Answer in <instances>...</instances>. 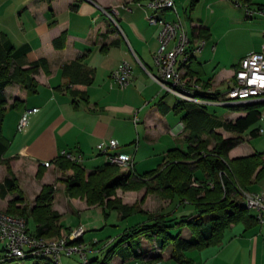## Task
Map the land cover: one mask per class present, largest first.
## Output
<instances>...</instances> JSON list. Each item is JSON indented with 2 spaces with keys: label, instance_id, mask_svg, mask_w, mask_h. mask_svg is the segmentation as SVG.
<instances>
[{
  "label": "crops",
  "instance_id": "obj_1",
  "mask_svg": "<svg viewBox=\"0 0 264 264\" xmlns=\"http://www.w3.org/2000/svg\"><path fill=\"white\" fill-rule=\"evenodd\" d=\"M8 1L10 0H3L0 3V25L2 26L0 31L5 32L15 46L18 60L23 68H31L30 63L34 60L40 61L39 72L34 75L35 90L29 91L20 82H12L6 88L7 113L3 124V135L8 144V150L5 158L10 162L11 172L19 179L20 187L24 181L29 179L33 181L32 177L35 175L40 182L36 188L37 196L43 184L53 183L60 170L56 161L63 156L64 151L81 153L83 155L82 165L87 174L92 172L98 166L108 162L107 157L100 154L97 149L98 143L103 140L116 139L120 144L119 150L124 152H128L124 146L134 142V151L129 153L135 156V170L138 175L158 168L165 161L170 149L175 147L186 149V138L191 133L190 128H185L182 112L177 113L172 109L179 100L178 97L170 94L176 98L173 105L166 98H162L153 107H149L150 103L155 101L153 99H159L165 91L150 75L152 73L158 76L154 54L159 47L160 27L150 23L147 19V15L153 11L147 4V0L141 5L133 0H18L17 3L14 1L15 10L21 9L19 15L22 16L19 20L21 33L18 34L10 30L7 24L8 19L5 14ZM174 1L178 15L184 22L192 40V46L201 39L206 41L201 51L194 55L188 67V73L198 78L204 85L208 83L213 91L219 90L223 93L233 81L240 61L251 51L261 49L264 21L250 45L242 49L230 64H224L217 75L213 74L205 78L208 60L201 63L198 57L210 45L211 30L202 20L199 22L191 20V26L188 27L185 18L189 9L184 7L188 2L186 0ZM249 3L250 7L254 4V7H264V4H256L255 0ZM112 6L119 8L117 19L121 29H116L104 11ZM179 7L183 8V13ZM241 7L246 10L244 6ZM246 14L253 16V14ZM159 15L168 21L178 19V15L171 9H165L159 12ZM257 15L262 16L258 13ZM59 37L61 40L58 44L61 46H57L56 43ZM29 50H31L30 54L24 55ZM215 51L213 55L216 54ZM123 61H128L133 67L131 82L126 87H121L112 77L113 70ZM68 65L65 72L64 69ZM220 65L218 64L213 73ZM165 94L169 93L165 92ZM29 108H38V111L31 113L25 127L19 130L20 119ZM10 114H12L11 117H9ZM244 115H246L245 112L234 110L225 116L218 115L216 111H207L205 133L209 134L210 131L215 130L224 137L235 136V133L225 130L218 123L226 119L236 120ZM255 127L259 129L258 136L264 135V115L261 114V119ZM140 132L145 134V140H141ZM128 133L131 138L126 137ZM135 134L136 138H134ZM167 138L174 143V147L167 148L169 146ZM179 138L183 142H178ZM244 141L229 152L230 158L246 157L262 153L264 150H254L253 147L245 145ZM153 157H161L162 161L155 162L157 167L141 173L137 168L138 165L144 169ZM47 160L52 162L51 166L42 167L41 162ZM85 163L88 166H85ZM4 166L6 172L2 176L3 180L9 174L7 166ZM263 167V164L259 165L250 177L248 189L252 192L264 194V172L260 174ZM39 169L44 173L41 179L37 177ZM133 192L130 191V193ZM153 194L155 193L147 194L144 201L146 202ZM140 201L142 204L139 203L135 213L146 214L147 219L143 221L148 220L149 214H165L171 218H178L193 210L189 204L179 203L177 207L166 208L160 205V208L150 210L144 206V201V203L141 199ZM62 202L66 203L64 206L67 211L79 214L78 226L83 224L86 227L84 239L88 231L104 230L109 226L107 217H105V205H90L85 199L71 197L65 192L64 197L59 195L58 198L57 196L54 198L53 207L60 213L59 206ZM123 203L133 204L129 201ZM84 210L92 211L93 214L88 212L83 216ZM106 211L109 212L108 209ZM128 218L121 219L118 212L116 220L123 221ZM59 224H61L60 221ZM61 225L63 226L61 234L73 230L71 225ZM258 225L260 224L247 227L244 222L232 224L224 232L219 244L188 250L185 256L192 261L191 264H196L199 257L205 262L208 261L203 264H209L213 258L219 261L223 252L228 250L226 254L228 259L238 262L239 253L233 257L231 252L241 245V241L246 242L253 237L257 241L258 237L248 238L247 233ZM111 226L118 227L119 224L113 223ZM172 230L185 238L192 235L188 226L174 227ZM123 231H117L116 239L115 237L110 238L103 246H98L95 242H100V240H97V236L94 237L93 242L89 244L92 258L102 256V253L119 239ZM227 232L230 235H227ZM139 238L117 247V252L110 264H181L173 258V245L162 248L153 235ZM110 242L112 243L109 244ZM139 242H142V245ZM106 245L108 246L101 250ZM43 259L44 264L50 263L48 258ZM247 264H256V259L251 261L247 259Z\"/></svg>",
  "mask_w": 264,
  "mask_h": 264
},
{
  "label": "trees",
  "instance_id": "obj_2",
  "mask_svg": "<svg viewBox=\"0 0 264 264\" xmlns=\"http://www.w3.org/2000/svg\"><path fill=\"white\" fill-rule=\"evenodd\" d=\"M133 1L142 3L145 0ZM198 1L191 0V9ZM249 1L251 0H241L243 4L250 5ZM60 40V37L56 39L57 46H61L58 44ZM30 52L31 50L26 51L24 55L27 56ZM30 64L31 68H23L18 60L15 46L8 35L0 31V164L6 165L9 170V174L0 182V197L3 199L9 193L21 190L18 178L11 172L10 162L5 158L8 150V144L3 135V124L7 113L6 88L12 82H20L29 91L35 90L34 75L39 72L40 61L34 60ZM68 67L69 65L65 67V72ZM204 87L209 88L208 83ZM198 95L219 100L222 92L201 91ZM194 104L179 99L172 107L177 113L185 111L182 120L185 128H190L191 131L186 138V149L179 147L170 149L165 161L158 168L147 173L139 175L131 171L120 173L118 165L107 162L87 174L82 163L71 161L65 156L57 159L56 164L59 169L75 170L74 175L67 182L69 196L85 197L90 205L106 202L105 208L109 211H118L121 219L130 217L137 209L135 205L125 204L122 201L116 202L118 188L126 190L146 188V193H158L172 201L178 199L179 204H189L193 208L188 214L178 218H171L165 214H149L147 221L125 229L117 242L106 250L104 257L88 259L87 256L86 264H110L117 252V247L141 236L149 235L155 236L156 242L162 248L173 245L172 254L175 261L191 264L192 261L185 256L186 251L219 244L224 232L232 224L244 222L247 227L258 224L255 215L246 208L239 188L249 190L250 177L259 165H264L261 153L232 159L229 157V152L244 141L242 133L248 132L247 135L251 137L259 135V129L255 125L261 119L264 102L230 106L232 110L245 112L246 115L236 120L226 119L218 123L225 130L236 134L229 137H224L215 130L206 134L204 125L207 120V110L205 105L196 107ZM211 143H214V146L209 149ZM262 172L264 167L260 174ZM43 174L39 169L37 177L41 179ZM54 192L53 185L44 184L32 206H21L18 204L21 198H13L5 211L25 217L27 223L29 218L33 217L36 228L31 233L45 238H57L61 235L63 226L59 224L61 213L53 207ZM106 209L105 217L108 216ZM185 226L192 231L189 238L182 237L180 233L171 232L174 227ZM80 240L86 243L84 235ZM28 258L40 259L41 257L25 259ZM49 264L53 263L50 261Z\"/></svg>",
  "mask_w": 264,
  "mask_h": 264
},
{
  "label": "built area",
  "instance_id": "obj_3",
  "mask_svg": "<svg viewBox=\"0 0 264 264\" xmlns=\"http://www.w3.org/2000/svg\"><path fill=\"white\" fill-rule=\"evenodd\" d=\"M233 1L244 6L249 14L258 13L264 16V7L252 9L249 4H243L241 0ZM147 4L153 9L147 15L148 21L160 27L158 33L159 47L154 54L158 76L152 73L150 75L160 84L162 90L175 95L180 100L200 105L221 104L232 106L242 103L264 102V31L261 49L251 51L240 61L234 79L227 90L222 93L219 100H211L198 94L201 91L214 92L213 89L205 88L198 78L188 73V67L194 55L201 51L206 41L201 39L196 45L192 46V40L188 35L184 22L178 15L174 0H148ZM165 9L173 10L178 15V19L174 21L164 19L159 15V12ZM104 11L113 25L121 29L117 19L119 8L112 6L109 10L105 9ZM132 73L131 63L123 61L113 70L112 77L121 87H126L131 82ZM36 111H38V108L26 110L20 119L19 130L25 127L29 115ZM262 115H264V108L262 109ZM119 148L120 144L113 138L103 140L97 145L99 153L105 155L109 163L121 166L126 171L136 174L134 154L121 151ZM63 156L74 162H83L81 153L75 154L64 151ZM261 158L264 161V150L261 153ZM51 164L52 162L49 160L41 162V165L45 167H49ZM239 191L246 208L254 213L257 223L264 225V194L242 188H239ZM85 232L86 227L81 224L68 235L45 238L30 232L25 217L0 209V253H3L0 259L11 262L27 257H41L50 259L53 264H62L64 254L78 253L86 262L88 246L80 240Z\"/></svg>",
  "mask_w": 264,
  "mask_h": 264
},
{
  "label": "rangeland",
  "instance_id": "obj_4",
  "mask_svg": "<svg viewBox=\"0 0 264 264\" xmlns=\"http://www.w3.org/2000/svg\"><path fill=\"white\" fill-rule=\"evenodd\" d=\"M14 1L17 3L18 0H10L6 4L7 13L6 18L8 19L7 24L10 28V30H13L16 34L21 33V27L19 20L22 16H20V11L15 10L16 3L14 4ZM3 2V0H0V3ZM187 5L184 7H188V13L186 15V21L188 27L191 26V20L192 22H199L203 21L205 26L208 27L211 30L212 33V39L210 41V45H208L204 51L199 55V61L201 63H204L208 60V64L206 66V75L205 78H208L210 75L216 74L219 71L221 67H223L224 64L228 65L230 64L231 60L245 47L250 45L252 40L257 36V31L260 30L262 21H264V18L262 16H259L257 14H253V16H248L246 13L247 11L241 7L240 5L236 4L233 0H200L196 3L193 9H191V0H186ZM256 4H264V0H255ZM252 6V5H251ZM255 4L251 8H258V6L254 7ZM180 10L183 13V8L179 7ZM190 16V18H189ZM235 20H233V19ZM26 20V19H25ZM24 20V21H25ZM0 28L2 26L0 25ZM117 29V28H116ZM214 47V49H213ZM216 49V51H215ZM215 51V55H213ZM218 64H221L220 67L214 72ZM227 90V88H226ZM225 90V91H226ZM223 91V92H225ZM173 95V94H172ZM170 94L166 95L165 92L162 93V95L159 97V99H153L155 101H152L149 105V107H153L157 102L162 100V98H166L169 100L170 104L173 105L176 102V98ZM196 107H201L200 104H194ZM189 108V107H188ZM205 109L208 112H214L218 115L225 116L227 113H230L232 109L227 106L223 105H216V104H208L205 105ZM185 112V111H184ZM182 112V114H184ZM12 114H10L9 117H11ZM15 117V116H14ZM142 117V115H141ZM131 133V132H130ZM130 133L127 134V138H131ZM141 134V140H145V134L140 132ZM248 132L242 133V136L245 138V145H249L250 147H253L254 150H262L264 149V135H260L255 138L247 137ZM223 135V134H222ZM224 136V135H223ZM136 138V134L135 137ZM168 139V138H167ZM169 146L167 148L174 147V143L169 140ZM178 142H183L181 138L178 139ZM134 142L130 143L128 145H125L124 148L128 152L134 151ZM214 146V143H211L209 146V149H211ZM161 152L160 150H158ZM161 162V157L151 159L148 163V165L144 166V169H141L138 165V170L143 173V171L149 170L150 168L157 167L155 165V162ZM85 166H88V164L85 163ZM90 168V167H88ZM120 173L125 172L126 170L119 166ZM146 168V169H145ZM6 172V168L4 164H0V181H3L2 176ZM75 170L68 169V170H59V173L56 174V177L53 180V183L51 185L54 186L55 192H54V198L59 195L62 197L65 196V192H67V182L69 178L74 175ZM19 180V179H18ZM32 180L29 179L28 181H24L20 188H22L20 191H15L14 193L11 192L8 194L6 198L0 197V209L7 210V206L9 204V201L13 198H21V202L18 203L19 205L23 206H32L33 199L36 196V188L37 185H39V180L33 175ZM47 184V183H46ZM44 185V184H43ZM42 185V187H43ZM42 190V189H41ZM141 190V191H140ZM140 190H126L122 188H118L116 190V202H124L129 201L130 204L135 205L136 207L145 200L147 194L146 188L140 189ZM130 191H134L133 193H130ZM60 193V194H59ZM68 194V193H67ZM145 194V195H144ZM158 193H155L150 196V198L144 203V206L152 209H158L160 208V205H164L166 208H172L173 206L177 207L179 200L176 199V201H171L162 197L160 194L158 196L156 195ZM144 195V196H142ZM81 199H85V197H77ZM87 201V200H86ZM175 203V204H174ZM63 204V205H62ZM66 203H61L59 206L61 210V217H60V223L64 226L71 225L72 229H75L78 227L79 222V214L72 213L70 211H67V208L64 206ZM105 204H92V205H105ZM142 204V203H141ZM140 204V205H141ZM192 208V207H191ZM110 210L107 216V221L109 222V226H107L106 229H98V230H90L87 232L85 240L88 244V249L90 251V243L93 242V238L97 236V240H100V242H97L98 246L105 245V242L109 240L112 237L116 236V232L123 231L126 227H132L138 223H141L144 219H147V215L143 214L142 212H138L130 216L128 219L120 221L116 220L118 217V212L115 210ZM88 212L84 210L82 212L83 216H85ZM101 214V213H100ZM99 214V216H100ZM81 216V217H83ZM119 224L118 227L111 226L112 224ZM100 224V221H99ZM28 228L30 232H34L36 225L34 222V218H29ZM173 234H177V231L172 230ZM70 232L61 234L59 237L63 235H68ZM227 235H230L229 232H227ZM248 238L256 236L258 239L255 241V237H253L250 240H247L246 242L241 241V245L237 246V248H234L232 253V256L234 257L237 253L239 255L237 256L238 262L235 260L228 259L226 254H228V250L223 252L222 257H220L219 261H216V258H213L210 260L209 264L216 263V264H247V259L252 260L256 259V264H264V225H258L253 229L252 231H249ZM116 239V237H115ZM140 241V238H139ZM240 241V240H239ZM113 242V241H112ZM110 242L109 244H111ZM117 242V240L111 244L114 245ZM142 245V242H139ZM246 243L245 245H242ZM108 244V245H109ZM108 245L104 246L101 250L106 248ZM234 247V246H233ZM241 250H237L240 249ZM229 249V248H228ZM230 250V249H229ZM88 251L87 256L88 259L92 258L91 253ZM219 253V251L217 252ZM105 252L102 253V257H104ZM3 256V253H0V257ZM232 257V258H233ZM43 258H28V259H17L11 262H6L0 259V264H44L42 260ZM208 262V261H207ZM205 260H201V258H197L196 264H203L207 263ZM62 264H86L85 261L80 257L78 253H73L71 255H63L62 258Z\"/></svg>",
  "mask_w": 264,
  "mask_h": 264
}]
</instances>
